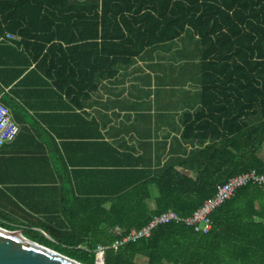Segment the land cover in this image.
<instances>
[{"label":"trees","instance_id":"1","mask_svg":"<svg viewBox=\"0 0 264 264\" xmlns=\"http://www.w3.org/2000/svg\"><path fill=\"white\" fill-rule=\"evenodd\" d=\"M187 29L202 51V107L188 116L182 135L193 150L154 170L101 135L62 139V208L54 202L43 208L42 201L21 207L38 228L25 236L85 264H97L101 246L108 248L105 264H142L140 258L145 264H264V188L254 185L215 210L208 234L170 223L151 238L115 248L165 212L193 215L230 178L264 173V0H101L92 11L72 0H0L1 100L15 112L18 103L5 88L42 74L50 97L63 96L82 110L119 67L179 40ZM72 31L79 35L69 37ZM93 152L95 163L77 161L78 154ZM72 177L77 182L66 181Z\"/></svg>","mask_w":264,"mask_h":264},{"label":"crops","instance_id":"2","mask_svg":"<svg viewBox=\"0 0 264 264\" xmlns=\"http://www.w3.org/2000/svg\"><path fill=\"white\" fill-rule=\"evenodd\" d=\"M72 1L84 4L88 11L101 6V0ZM77 32H70L69 37L78 36ZM201 54L197 37L187 29L179 40L150 47L128 66L119 67L116 75L106 78L86 99L82 110L63 96L50 97V90L41 85L42 74H29L22 84L17 80L5 88L18 103L15 112L4 105L21 132L15 141L0 148V210L18 214L21 207L37 201H42L43 208L54 202L61 210L66 176L62 139L85 135L92 141L101 135L121 151L136 153L143 167L154 170L176 161L186 150L191 152L194 144L182 135L188 116L202 107ZM80 115L98 125H85ZM96 160L95 152L77 155L78 162ZM66 181L77 182L73 177ZM152 193L149 204L155 208L157 188L153 187Z\"/></svg>","mask_w":264,"mask_h":264},{"label":"built area","instance_id":"3","mask_svg":"<svg viewBox=\"0 0 264 264\" xmlns=\"http://www.w3.org/2000/svg\"><path fill=\"white\" fill-rule=\"evenodd\" d=\"M8 39L21 41V38L16 35H7ZM20 128L13 121L10 110L4 105L0 97V148L5 144L14 141L19 135ZM254 185L264 188V173H258L253 170L242 173L230 178L227 182L221 185L216 193L207 199L197 211L189 216L184 217L174 210L165 212L156 216L147 226L141 229H133L130 233L118 240L115 248L141 241L152 237L156 228L161 225L178 223L186 224L194 228L198 233L208 234L212 230V214L215 210L230 200L233 194L242 187ZM107 247L101 246L97 251V261L99 264H105Z\"/></svg>","mask_w":264,"mask_h":264},{"label":"water","instance_id":"4","mask_svg":"<svg viewBox=\"0 0 264 264\" xmlns=\"http://www.w3.org/2000/svg\"><path fill=\"white\" fill-rule=\"evenodd\" d=\"M0 264L85 263L28 238L21 230H8L0 226Z\"/></svg>","mask_w":264,"mask_h":264},{"label":"rangeland","instance_id":"5","mask_svg":"<svg viewBox=\"0 0 264 264\" xmlns=\"http://www.w3.org/2000/svg\"><path fill=\"white\" fill-rule=\"evenodd\" d=\"M0 215H3L4 217H6L5 219L0 218L1 222H6V223H10L11 226H17L21 231H23L26 234L29 230H31V228L37 230L38 228L34 227V225L36 224V221H34V219H32L31 217L27 218L26 216H22L23 214H9V212H7V214H5L6 212H4L3 208L0 210ZM142 264L147 263L146 259H141L139 260ZM98 264V263H97Z\"/></svg>","mask_w":264,"mask_h":264}]
</instances>
